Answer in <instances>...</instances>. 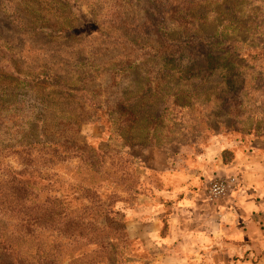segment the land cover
<instances>
[{"label": "rangeland", "instance_id": "rangeland-1", "mask_svg": "<svg viewBox=\"0 0 264 264\" xmlns=\"http://www.w3.org/2000/svg\"><path fill=\"white\" fill-rule=\"evenodd\" d=\"M28 1L32 0H0V40H9L11 60L19 72L50 66L65 77L78 65L77 54L96 53L93 48L100 42V27L95 13L107 15L105 8L112 0H35L31 4L38 2V11L28 9ZM209 1L188 14L186 29L170 19L169 36L176 41L196 34L211 42L210 46L223 39L217 48L230 55L221 67L226 64L224 68L249 78L242 98L245 107L234 112L238 119L226 116L227 108L238 106V101L229 107L228 100L215 103L219 96L207 95L201 79H187L179 88L201 96L189 95L186 106L179 101L184 109L172 108L167 113L162 102L154 106L141 102L136 111L153 109L156 117L164 116L156 132L144 133L143 126L133 130L127 119L137 104L134 94L148 86L149 80L156 82V67L150 70L140 65L121 80L105 76L87 85V93L71 97L41 77L32 88L18 90L16 98L10 97L17 90L15 81L0 69V90H4L0 97L8 103L3 108L17 113L10 121L7 111H0V187L8 182L5 172L24 173V178L31 175L45 204L40 214L28 212L39 223L30 225L33 234L22 245L27 258L34 259L38 249L55 257L58 264H152L156 257L137 244V231L130 223L142 209L158 208L157 192L182 194L184 202L186 193L200 191L210 207L223 213L233 212L238 198L249 200L248 205L257 210L255 225L262 234L256 236L254 252L223 257L219 264H264V78L256 80L264 70V54H260L264 50V0ZM41 24L50 28L49 36L35 35ZM23 34L26 38H20ZM214 36L218 37L209 40ZM185 66L176 70V76H182ZM218 80H212L217 93L222 90L225 99L233 97L237 85L226 90L216 86ZM122 114L123 121H119ZM37 141L42 145L30 147ZM48 142L61 144L59 155ZM65 146L76 149L69 152ZM94 152L103 155L96 167L85 161L96 159ZM233 177L239 182L237 190L211 202V183ZM50 201L60 206L59 220L49 212ZM3 212L0 236L20 242L24 232L20 221L25 214ZM169 215H162L164 238L169 235ZM72 217L75 221L70 226L67 219Z\"/></svg>", "mask_w": 264, "mask_h": 264}, {"label": "trees", "instance_id": "trees-1", "mask_svg": "<svg viewBox=\"0 0 264 264\" xmlns=\"http://www.w3.org/2000/svg\"><path fill=\"white\" fill-rule=\"evenodd\" d=\"M34 1L25 3L28 5V9L31 10V7H33L32 10L38 11V2L36 6H32L31 4L35 3ZM208 3H210L209 0L110 1V4L105 8L109 12L107 15L102 14L100 11L95 13L97 22L99 19L98 26L100 27L98 37L100 42L93 48L96 53L94 55L77 54L75 62L78 65L73 67L74 71L66 73L67 76L65 77L60 76V72L56 73L50 66H44L40 71L36 70L37 72H30L28 74L19 72L11 60L13 51L9 47V40L1 39L0 69L7 73L8 78H12L15 81V86L17 87L16 92H12L10 97H18L16 93L21 88H32L33 83L37 82L41 77L45 81L50 82L56 89L61 90L64 93L63 95L71 97L87 93L85 89L87 85L99 79L101 80L105 76H110L114 80H121L135 72L136 68L142 65L149 67L150 70H152L151 67L159 68V73L154 78L156 82L153 83L149 80L148 86H144L138 94H134V99L137 100L134 103L137 104L134 105L132 108L133 113L127 119L133 130L134 128L137 129L143 126L144 133L152 130L156 132L164 116V114H161L156 117L152 113L153 109L145 110L143 113L136 111L141 102L143 103L142 105L150 102L151 106H154L158 101L162 102L166 105L164 113H167L173 109H184L180 106V102L183 103V106H186L185 101H188L186 98L188 97L191 100L189 95L201 96V93L190 94L183 91V87L179 88L182 81L187 79L190 81L201 79L202 85L206 87L205 93L207 95L219 96V99L218 97L215 98V103L220 100H228L230 101L229 107L238 101V106L227 108V115L225 114L232 119H238V116L234 112L239 107H245L242 98H244V89H246L245 86L249 78L242 73L236 75L229 71V68H224L227 66L226 64H223V67H221V63L225 60L224 58L230 55L217 48L223 44V39L218 38L217 46H210L211 42H207L205 38H201L196 34L176 41L172 40L169 36L170 19L177 20V23L183 26V29H186L185 27L189 26L188 14ZM102 20L103 22H101ZM25 25L27 26V23ZM18 26L20 29L24 27L22 20H20ZM49 30L50 28H45L44 24H41L35 35L46 34V36H49L47 32ZM52 32L55 33V30H52ZM62 34L65 35L64 32ZM22 37L26 38V34L20 35V38ZM217 37H211L209 40ZM260 54H264V50ZM183 65L186 66L180 70L183 73L182 76H176V73H178L176 70L180 69ZM217 71H221L218 77L216 76ZM256 76H258L256 80L264 78V70L262 69L261 74H257ZM214 78L219 79L218 81H214L216 86H222L226 90L231 86L237 85L238 90L233 97L225 99V91L222 90L217 93V89L214 88L215 84L212 82ZM0 94H4V90H0ZM7 105L8 103H3L0 97L1 112L7 111L3 108ZM7 115L11 117L9 118L10 121L17 117V113H9V111H7ZM0 119L3 118L0 117ZM117 119L123 121V114ZM41 145V142L37 141L31 144L30 147ZM46 145L51 146L50 148L56 153L55 155H59L61 144L48 142ZM74 149L76 147L65 146L66 151L72 152ZM94 154L96 159L88 160L85 158L86 163L92 167H96L98 164L96 163L97 159L100 158L101 162L103 161L101 153L94 152ZM69 157H76V155L69 154ZM4 175L7 177L8 182H5L4 186L0 187V213L9 211L10 213L25 215L20 221L23 223L22 227L24 228L20 242L15 243L4 236H0V264H58L55 257L50 258L41 250L37 249V255L34 259L27 258L21 250L22 245L25 244V239L33 234V225H30H38L39 223L38 218L28 217V212L30 210V212L37 210L36 212L40 214V210L45 205L41 202L39 192L35 190L36 179L31 175L24 178V173L10 174L5 172ZM49 206V212H52L53 219L59 220L61 210L58 203L50 201ZM49 218L51 217L49 216ZM42 221L44 220L42 219ZM67 221L72 226L75 218H69ZM76 233L77 231L73 230L72 235L76 236Z\"/></svg>", "mask_w": 264, "mask_h": 264}, {"label": "crops", "instance_id": "crops-1", "mask_svg": "<svg viewBox=\"0 0 264 264\" xmlns=\"http://www.w3.org/2000/svg\"><path fill=\"white\" fill-rule=\"evenodd\" d=\"M156 195L158 204L155 199L152 203L158 208L142 209L130 223L137 231V244L156 257L152 264H219L223 257L254 252L256 236L262 232L258 233L257 210L248 205L249 200L238 198L234 211L223 213L210 207L200 191L186 193L184 202L182 194ZM164 206H167L165 214ZM167 213L169 235L164 238L162 215Z\"/></svg>", "mask_w": 264, "mask_h": 264}, {"label": "built area", "instance_id": "built-area-1", "mask_svg": "<svg viewBox=\"0 0 264 264\" xmlns=\"http://www.w3.org/2000/svg\"><path fill=\"white\" fill-rule=\"evenodd\" d=\"M238 183V179L235 177L213 181L209 188V200L214 202L233 193L237 190Z\"/></svg>", "mask_w": 264, "mask_h": 264}]
</instances>
